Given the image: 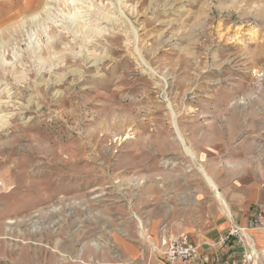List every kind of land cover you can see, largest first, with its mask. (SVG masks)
Instances as JSON below:
<instances>
[{
  "label": "rangeland",
  "instance_id": "obj_1",
  "mask_svg": "<svg viewBox=\"0 0 264 264\" xmlns=\"http://www.w3.org/2000/svg\"><path fill=\"white\" fill-rule=\"evenodd\" d=\"M226 148L262 167L264 0H0L2 240L146 235Z\"/></svg>",
  "mask_w": 264,
  "mask_h": 264
},
{
  "label": "crops",
  "instance_id": "obj_2",
  "mask_svg": "<svg viewBox=\"0 0 264 264\" xmlns=\"http://www.w3.org/2000/svg\"><path fill=\"white\" fill-rule=\"evenodd\" d=\"M191 152L193 156L187 153L194 159ZM242 155H231L226 148L223 161L211 163L210 175L201 169L204 179L196 190L191 174L185 172L171 179L164 193L168 200H158L162 192L155 191V217L146 235L137 232L130 237L124 229L107 226L105 231L85 234L96 237L98 246H94L79 244L84 231L79 233L77 227L70 234L65 226L59 227L55 235L37 227L30 232L31 241L20 246L17 239L2 240V234L16 231L0 225V264H167L161 240L164 224L171 234L188 235L198 248L196 259L179 264H241L243 247L233 239L224 243L221 239L232 226H246L258 214L264 215V162L259 167L251 154ZM161 212L165 214L158 215ZM139 223L144 232L143 221ZM252 237L257 264H264V226Z\"/></svg>",
  "mask_w": 264,
  "mask_h": 264
},
{
  "label": "built area",
  "instance_id": "obj_3",
  "mask_svg": "<svg viewBox=\"0 0 264 264\" xmlns=\"http://www.w3.org/2000/svg\"><path fill=\"white\" fill-rule=\"evenodd\" d=\"M264 226V215L262 213L255 216L246 226L234 225L221 242L230 239L236 241L243 247L241 264H257V251L252 237V232ZM161 240L164 247V258L167 264H179L194 260L198 256V248L192 243L186 234H171L167 231V225L161 227ZM153 250H157L153 247Z\"/></svg>",
  "mask_w": 264,
  "mask_h": 264
},
{
  "label": "bare ground",
  "instance_id": "obj_4",
  "mask_svg": "<svg viewBox=\"0 0 264 264\" xmlns=\"http://www.w3.org/2000/svg\"><path fill=\"white\" fill-rule=\"evenodd\" d=\"M173 111V110H172ZM175 117H176V115H175ZM175 119V118H174ZM175 126H177L176 124H175ZM174 126V127H175ZM177 131V130H176ZM180 135V134H179ZM127 138H128V136H127ZM181 139V142H182V144L185 146V148H186V145H185V142H184V139L183 138H180ZM186 152H188L189 153V155H192L193 156V154H192V152H191V150L190 149H187L186 148ZM191 157V156H190ZM204 172V171H203ZM215 189H216V187H215ZM93 244V243H92ZM94 244H95V242H94ZM98 244V243H97ZM96 245V244H95ZM80 258V257H79Z\"/></svg>",
  "mask_w": 264,
  "mask_h": 264
}]
</instances>
